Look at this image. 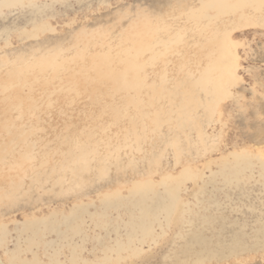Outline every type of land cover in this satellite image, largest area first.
<instances>
[{
	"label": "rangeland",
	"instance_id": "obj_1",
	"mask_svg": "<svg viewBox=\"0 0 264 264\" xmlns=\"http://www.w3.org/2000/svg\"><path fill=\"white\" fill-rule=\"evenodd\" d=\"M34 1L0 8L4 249L39 264H264V1L201 33L179 16L198 0ZM185 166L183 216L134 232L132 181ZM35 218L65 237L26 251L16 232ZM115 238L125 250L106 263Z\"/></svg>",
	"mask_w": 264,
	"mask_h": 264
},
{
	"label": "bare ground",
	"instance_id": "obj_2",
	"mask_svg": "<svg viewBox=\"0 0 264 264\" xmlns=\"http://www.w3.org/2000/svg\"><path fill=\"white\" fill-rule=\"evenodd\" d=\"M23 2L33 5V2L35 1L34 0H0V8L2 6L9 7L12 5H23L24 4ZM259 3L260 0H198V7L192 8L191 6H189L184 11H182L183 9L181 8L179 11V16H181V13L184 14L186 20L190 21L196 28H198V30H200L199 32L201 33L204 32V30L210 27L213 23H215L216 25L218 24L230 25L231 22L235 23L236 21H239L242 18L250 15L251 11L257 13L259 9ZM182 5H186V3L182 2ZM228 16H230V20H229L230 22L225 20V18H228ZM202 20L205 21V24L199 26L198 23H200ZM166 33H168V31H166ZM165 61L169 62V60L167 59L164 60V62ZM53 88L54 90H56V86H54ZM61 88H62L61 85L57 87V89H61ZM2 101H6V99H3ZM37 109L38 108L36 107L33 108L34 111ZM235 158L244 159L245 156L244 154L242 155L237 154ZM244 162L248 166H250L248 158H246V161ZM30 166L32 170L37 167L34 164ZM189 170L190 169L188 168V166L182 167V170H180L177 176H173L170 174L162 175L160 181L158 182H154L150 178L144 180L135 179L134 181H132L131 186L129 187L128 190L130 195L129 200H132V202L130 203V208L134 210H138L141 218V220H139L133 225V226H138L133 230L134 232L135 231L139 233L141 232V234L144 236H149V234L151 235L152 229L150 224L148 223V220L149 218L157 219V217L160 214L166 216L164 218L166 221L168 220V217L173 213H177L181 217V215L184 212L183 209L184 207H182V203L178 196V192H179L178 187L179 184L181 183V180H184L188 175ZM229 170H230L229 174L232 175H236L240 171L234 168L233 166H231ZM167 184L168 187L166 188ZM158 187H160V189L163 188L164 191L162 192L164 193L163 196H161V193L159 191L155 190V188ZM149 193L156 195L155 200L152 201L149 198L148 196ZM119 195L120 193L118 191H111L110 193L107 192L104 195H102L101 202L103 208L110 209L111 206L113 205L111 203V199L114 197L118 198ZM37 221L39 220L36 218L34 220L31 219L25 221L24 223L21 224L20 229L16 232V238H20V236L24 234L27 236L26 243L28 247L26 248V251L30 250L31 246L37 243L34 240V237H40L42 243L47 233L48 234L55 233L58 239H63L65 237V232L60 231L58 229L59 224H55L52 222H37ZM60 224L64 225L66 232L68 230L69 231L76 230V226L68 225L67 221H64ZM41 226H43V228ZM7 234L8 233H6L5 231V224L0 223V249L3 252V256L5 260L2 262V259L0 257V264H39L40 261L38 260L36 253H32V259L28 260L20 257V253L23 251L25 252V250L20 249L19 247H16L15 249L13 248L11 250L4 249L6 246ZM134 238L135 237L131 239ZM45 244L48 245L50 248L52 246V243H45ZM107 250L109 252H111V250L114 251L116 253V256H118V254H121V252L124 251L125 249L123 243L120 240H118V238H115L113 240L111 247L109 246H107L106 248L103 247L102 251L104 255L103 257H101V260L105 261L106 263H109L110 260H109V256H107L108 254ZM52 261L53 264H58L57 260H52Z\"/></svg>",
	"mask_w": 264,
	"mask_h": 264
}]
</instances>
